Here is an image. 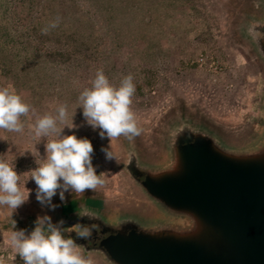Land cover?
Wrapping results in <instances>:
<instances>
[{"label":"rangeland","instance_id":"374dc122","mask_svg":"<svg viewBox=\"0 0 264 264\" xmlns=\"http://www.w3.org/2000/svg\"><path fill=\"white\" fill-rule=\"evenodd\" d=\"M43 1L10 5L0 0V25L8 23L6 30H0V87L15 89L40 115L55 114L59 104H67L68 120L73 117V123L81 126L72 130L65 127L64 134L75 133L91 141L93 165L106 181L95 192L79 196L66 192L63 203L57 193L53 204L69 205L89 197L126 208L133 197L118 163L106 161L101 151L109 140L101 139L99 130L84 121L82 108H77L79 93L91 86L98 69L117 86L123 76L132 74L136 91L131 107L147 135L177 109L206 116L213 125L236 137L234 141L247 136L260 118V71L232 28V12L241 0H149L144 5L125 7H111L106 2L100 8L93 0H66L81 11L78 15L66 11L64 17L59 15L60 23L65 21L63 26L82 34L70 37L58 35L61 27L42 34L46 23L32 29V16ZM54 1L56 5L60 2ZM32 8L33 15L28 11ZM15 50L19 56L12 57ZM21 119L26 122L23 133L0 129V158L14 164L20 186L25 183L30 190L28 200L13 213L0 205V256L4 264H19L20 260L8 242L11 231L16 230L8 227L12 218L43 216L47 206L37 201L34 180L26 181L27 172L37 166L31 151H38L43 158L46 138L40 140L28 131L33 118ZM112 144L119 162L120 138ZM139 218L150 224L162 219L157 208L148 209L147 215Z\"/></svg>","mask_w":264,"mask_h":264},{"label":"water","instance_id":"95a60500","mask_svg":"<svg viewBox=\"0 0 264 264\" xmlns=\"http://www.w3.org/2000/svg\"><path fill=\"white\" fill-rule=\"evenodd\" d=\"M233 143L180 133L172 168L150 175L171 214L154 228H110L103 249L118 264H264V104Z\"/></svg>","mask_w":264,"mask_h":264},{"label":"clouds","instance_id":"9594fccd","mask_svg":"<svg viewBox=\"0 0 264 264\" xmlns=\"http://www.w3.org/2000/svg\"><path fill=\"white\" fill-rule=\"evenodd\" d=\"M60 19L57 16L50 21L41 29V33L46 35L57 28ZM249 31L252 32V29ZM133 80L129 73L122 77L117 86L109 81L103 69H98L91 86L83 88L77 97V108H82L86 124L93 130L98 129L101 139L109 140L108 146L101 147L106 161L118 163V155L112 144L114 140L123 136L132 141L142 132L131 107L136 91ZM22 117L34 119L27 127L35 138H46L43 158L38 151H31L37 166L27 172L26 179L34 180L36 199L42 206L47 205L54 211L59 207L52 203V198L57 193L63 203L66 201V192L79 196L86 191L95 192L104 186L105 179L97 174L93 165L94 149L91 141L86 137L78 138L75 133L64 134L65 127L72 130L81 126L73 123V117L71 121L68 120L67 104H59L55 108V114L40 115L15 89L0 87V129L23 133L26 122ZM20 179L14 164L0 158V205L7 206L12 213L28 200L30 193L25 183L23 188L20 186ZM77 216H87L90 220L97 218L87 209L77 212ZM63 225V219L53 224L47 214L38 216L30 234H26L23 229L13 230L8 242L23 260V264H94L91 257L86 258L81 254L76 240H90L96 226L93 224L88 227L77 222L68 228L66 237ZM13 228L15 229V223ZM72 232H75L76 239L71 238ZM0 264H4L2 258Z\"/></svg>","mask_w":264,"mask_h":264},{"label":"flooded vegetation","instance_id":"af4514ba","mask_svg":"<svg viewBox=\"0 0 264 264\" xmlns=\"http://www.w3.org/2000/svg\"><path fill=\"white\" fill-rule=\"evenodd\" d=\"M241 1L232 12L233 33L259 68L261 100L264 104V0ZM249 29H252V32ZM185 130L193 135H203L225 150L231 149L234 144V136L213 125L206 116L187 108L177 109L168 114L150 135L141 132L132 141L123 136L119 137L121 156L118 169L133 192L131 202L125 206L126 208L108 206L103 204L102 200L86 197L69 205H59L54 211L46 206L44 215L50 216L53 224L63 219L66 237L68 228L77 222L88 227L94 224L96 227L90 240H76L78 250L84 257H91L100 264H118L103 249V241L112 239L110 228H120L129 223L136 224L140 228L143 226L154 228L159 225V221L150 224L139 218L145 217L148 209H159L161 217L171 214L167 205L155 196L162 194L165 189L151 181L150 175L166 172L172 168L175 161L176 139ZM191 142L192 140H188L187 143ZM85 209L97 218L94 220H90L87 216L79 218L77 212ZM36 218L35 215H29L26 219L12 218V223L8 227L12 229L15 223L16 230L23 229L26 234H30L35 227ZM71 235V238L76 239L75 232Z\"/></svg>","mask_w":264,"mask_h":264},{"label":"trees","instance_id":"16d2710c","mask_svg":"<svg viewBox=\"0 0 264 264\" xmlns=\"http://www.w3.org/2000/svg\"><path fill=\"white\" fill-rule=\"evenodd\" d=\"M6 4H15V3H19V4H24L26 1L28 0H3ZM43 1V0H42ZM60 2L58 3V5H56L54 2V0H46L43 1V6H40V8L38 9V11L35 13L34 10L35 8L29 9L28 11H31V15H33L32 12H34L35 14L32 16V19L35 20V24L32 27V29H34L35 27H39L40 25L42 26L43 23H46V25L49 23L50 20H54V18H56L57 16H63L64 17V12H70V13H75V14H79L81 13L80 9L77 8H73L72 6H74L72 3H66V0L64 2V0H59ZM71 2L75 3V0H70ZM108 3L109 5H111V7H115L116 4L119 5H123L124 7L130 6L131 4L135 3V5H139V4H146L147 2L149 3V0H93V3H95L94 5H97V7H101V4L104 3ZM63 4L64 7L61 8H65L64 10L61 11L60 5ZM69 9H68V8ZM71 9V10H70ZM96 10V7L95 9ZM29 13V12H28ZM38 13L42 16V17H37ZM95 15H98V13H96ZM59 16V17H60ZM4 19L2 20H7V18H5L6 16H2ZM1 17V18H2ZM62 17V18H63ZM97 17V16H95ZM61 18V17H60ZM33 20H29L30 23H33ZM65 24V21H63L62 23H60L61 26H58L57 28L61 27V31H58V35H65L63 37H70V36H77V35H82L81 33L78 34V32H75V30L73 31L71 26H63ZM6 25H8V23H3L0 25V30L5 29L6 30ZM44 27V26H43ZM15 56H19L18 54V50H15V52L13 53L12 57ZM15 60V59H14ZM12 61V60H11ZM26 77V75H25Z\"/></svg>","mask_w":264,"mask_h":264},{"label":"built area","instance_id":"2783aa9c","mask_svg":"<svg viewBox=\"0 0 264 264\" xmlns=\"http://www.w3.org/2000/svg\"><path fill=\"white\" fill-rule=\"evenodd\" d=\"M0 258H2L3 259V256H0ZM20 260H19V264H23V260L21 259V258H19Z\"/></svg>","mask_w":264,"mask_h":264}]
</instances>
